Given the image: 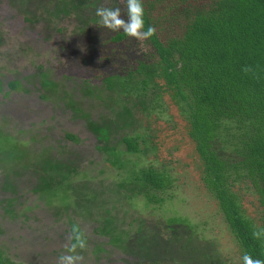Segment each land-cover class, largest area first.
I'll list each match as a JSON object with an SVG mask.
<instances>
[{"label":"rangeland","instance_id":"obj_1","mask_svg":"<svg viewBox=\"0 0 264 264\" xmlns=\"http://www.w3.org/2000/svg\"><path fill=\"white\" fill-rule=\"evenodd\" d=\"M120 2L99 0L82 9L66 0H0V130L20 139L35 160L9 175L0 170V249L17 264H60L61 255L73 254L80 257L75 264H239L218 206L201 183L186 123L169 96L155 114L143 118L130 109L106 122L107 129L98 127L106 130L110 146L125 132L142 134L151 126L149 149L145 155H123L124 170L105 160L103 135L64 106L40 97L41 73L57 84V92L75 97L84 81L100 84L95 37L103 40L98 34L112 31L96 11L115 9ZM10 82L19 87L11 90ZM99 112L90 109L92 117ZM139 117L143 120L137 123ZM66 133L78 141L68 140ZM57 161L72 171L60 170L72 179L67 193L77 202L66 211L48 206L35 193L40 177L51 172L48 162ZM149 164L167 168L176 179L171 199L162 205H147L142 197L128 202L132 188L122 184L128 171ZM54 176L64 179L63 173ZM253 203L254 196L245 197L249 212ZM108 214L113 227L111 222L108 227ZM174 216L188 219L180 235L167 227ZM73 224L81 227L85 240L83 248L69 252ZM116 234H123L118 244L110 242Z\"/></svg>","mask_w":264,"mask_h":264},{"label":"trees","instance_id":"obj_2","mask_svg":"<svg viewBox=\"0 0 264 264\" xmlns=\"http://www.w3.org/2000/svg\"><path fill=\"white\" fill-rule=\"evenodd\" d=\"M73 1L86 9L99 0H66ZM141 3L145 30L151 26L152 37L139 39L122 28H108L111 35L102 32L98 35L103 40L95 37L99 45L96 73L100 84L84 81L80 96L75 97L70 92H57V84L41 73L40 97L64 106L89 130H95L99 137L103 135L105 160L124 170L127 165L123 155H145L149 149L151 137L147 132L151 126H146L142 134L125 132L116 145L110 146L106 130L98 127L102 124L107 129L106 122L118 114H128L130 109L142 113L143 118L155 114L162 107L164 96H169L186 123L198 158L201 183L218 206L238 263L243 264L244 254L264 260V0ZM116 8L120 18L127 21V0H121ZM8 86L14 90L19 84L10 82ZM95 107L100 111L96 117L99 121L90 113ZM143 118L139 117L137 123ZM65 137L78 141L71 133ZM31 153L20 139L0 130V170L6 175L31 165L35 161ZM48 164L51 172L40 177L35 193L48 206L57 204L61 210H69L77 202L67 193L72 179L64 171H72L58 161ZM55 171L63 173L64 179L58 180ZM175 182L167 168L149 164L129 170L127 182L122 184L133 189L125 196L128 202L142 197L147 205H162L171 199ZM248 195L255 200L252 212L245 206ZM96 196L97 192L91 194ZM106 216L109 227L110 215ZM166 223L180 235L188 219L174 216ZM97 232L101 234L100 230ZM70 233L71 246H79L85 240L78 224L70 226ZM122 236L113 235L110 242L118 244ZM0 264L17 263L0 249Z\"/></svg>","mask_w":264,"mask_h":264},{"label":"clouds","instance_id":"obj_3","mask_svg":"<svg viewBox=\"0 0 264 264\" xmlns=\"http://www.w3.org/2000/svg\"><path fill=\"white\" fill-rule=\"evenodd\" d=\"M128 20L124 21L120 18L119 8H100L97 9L96 15L101 18V23L109 28H122L123 31L133 37L139 39H148L154 35V29L148 26L145 30L144 9L141 0H127ZM255 235V233H254ZM84 247L83 242L79 245ZM76 245L68 249L69 252H74ZM60 264H75L80 259L78 255H61L59 258ZM243 264H264V260L253 259L250 255L244 254Z\"/></svg>","mask_w":264,"mask_h":264}]
</instances>
